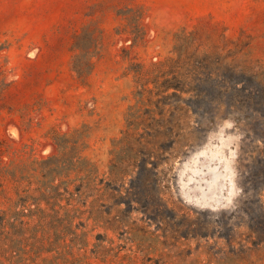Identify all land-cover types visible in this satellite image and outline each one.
Here are the masks:
<instances>
[{
  "label": "rangeland",
  "instance_id": "rangeland-1",
  "mask_svg": "<svg viewBox=\"0 0 264 264\" xmlns=\"http://www.w3.org/2000/svg\"><path fill=\"white\" fill-rule=\"evenodd\" d=\"M0 264H264V0H0Z\"/></svg>",
  "mask_w": 264,
  "mask_h": 264
}]
</instances>
